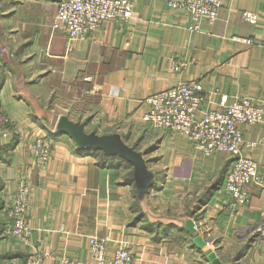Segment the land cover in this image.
Returning a JSON list of instances; mask_svg holds the SVG:
<instances>
[{
    "label": "crops",
    "instance_id": "obj_1",
    "mask_svg": "<svg viewBox=\"0 0 264 264\" xmlns=\"http://www.w3.org/2000/svg\"><path fill=\"white\" fill-rule=\"evenodd\" d=\"M132 1L131 21L107 22L90 37L71 39L53 27L57 0H0V47L7 49L0 58V103L12 120L11 131H0V264L34 253L44 264H59L63 256L100 264L90 251L95 235L107 239L108 259L122 246L133 264H215L193 235L176 237L189 218L223 264H264V122L240 126L241 152L259 169L242 203L224 187L230 153L205 155L184 135L143 120L146 98L182 81L211 93L203 109L219 107L223 95L264 106V0H223L218 19L203 20L200 30L190 29L188 16L167 0ZM246 10L259 15L255 23ZM173 60L184 65L176 68ZM62 115L88 131L125 135L149 169L162 173L161 185L138 198L135 185L124 182L125 166H102L56 131ZM37 132L54 139L43 168L32 154ZM24 178L32 191L29 231L21 239L5 228ZM135 202L144 212L140 220ZM152 222L174 227L161 237Z\"/></svg>",
    "mask_w": 264,
    "mask_h": 264
},
{
    "label": "built area",
    "instance_id": "obj_2",
    "mask_svg": "<svg viewBox=\"0 0 264 264\" xmlns=\"http://www.w3.org/2000/svg\"><path fill=\"white\" fill-rule=\"evenodd\" d=\"M170 8L188 16L189 28L200 30L202 21L214 23L219 16L223 0H167ZM244 17L255 23L259 15L253 11L243 12ZM135 17L132 0H57L54 28H60L71 39H84L98 31L104 23L131 21ZM7 52L0 47V58ZM180 68L183 61H172ZM211 93H205L199 82H179L175 86L158 90L146 98L149 105L143 120L153 129L180 133L187 137L197 149L209 155L215 151H225L233 156L226 172L224 187L235 202L246 203L250 199L252 186L259 180L258 163L241 152L244 134L240 126L264 122V106L252 97H236L232 102L226 95L217 108L203 109L202 105L210 99ZM12 120L0 103V131H11ZM57 131V130H56ZM53 136L37 132L34 137L33 157L35 164L45 167L51 157ZM32 187L24 178L16 189L12 204L8 210L6 233L21 239L29 231L28 215ZM195 228L199 226L195 222ZM208 245L212 242L205 238ZM107 239L91 236L90 251L100 264L110 261L112 264H133V253L122 246L107 257ZM17 264H44V259L31 254ZM59 264H82L81 261L63 256Z\"/></svg>",
    "mask_w": 264,
    "mask_h": 264
},
{
    "label": "water",
    "instance_id": "obj_3",
    "mask_svg": "<svg viewBox=\"0 0 264 264\" xmlns=\"http://www.w3.org/2000/svg\"><path fill=\"white\" fill-rule=\"evenodd\" d=\"M56 130L68 134L80 148L101 149L106 154H118L131 162L134 166L135 184L141 194L145 193L154 184L155 173L149 169L144 153L128 144L120 133L88 131L84 122L72 120L67 115L60 116ZM185 227L194 235V241L205 250L213 263L223 264L217 253L198 233L193 218L186 221Z\"/></svg>",
    "mask_w": 264,
    "mask_h": 264
},
{
    "label": "trees",
    "instance_id": "obj_4",
    "mask_svg": "<svg viewBox=\"0 0 264 264\" xmlns=\"http://www.w3.org/2000/svg\"><path fill=\"white\" fill-rule=\"evenodd\" d=\"M123 139L126 141L127 137L125 135L122 134ZM135 147V145H133ZM152 146H149L148 149L151 150ZM154 147V146H153ZM85 151H89L94 153L97 156L98 162L102 165V166H125L128 171L126 172L125 176H124V182L126 183H131L135 185V193L138 195L137 197L139 198L141 195H144V193H140L137 189V186L135 184V178H134V166L131 162H129L128 160H126L124 157L118 155V154H106L103 150L101 149H93V148H84ZM229 165L227 164L226 166V171L228 169ZM163 182V177H162V173L160 171H156L155 172V181L153 184V187H158L161 185V183ZM148 191V190H147ZM146 191V192H147ZM212 191H209L208 193H205L203 195V200H201L203 203L207 201V199L209 198L210 194ZM141 198V197H140ZM139 201V200H138ZM199 206H195V209H193V213L194 214L196 211V209H198ZM136 209L137 212V216L135 217V220H140L144 217V212L141 211V208L139 207L138 203L135 202L133 209ZM153 227H156V229H162V231H157V236H161V233L169 235L168 231L172 230L174 225L170 224V225H165L162 227V223L161 222H152L150 223ZM182 233L177 234L176 237H179L181 240H186L188 238H190V236L192 237V233L188 230V229H182ZM163 236V235H162ZM161 236V237H162ZM194 236V235H193ZM175 237V238H176ZM175 240H179V239H175ZM241 253H239L240 255ZM239 257V256H237Z\"/></svg>",
    "mask_w": 264,
    "mask_h": 264
}]
</instances>
